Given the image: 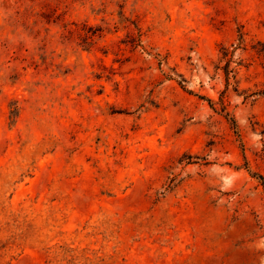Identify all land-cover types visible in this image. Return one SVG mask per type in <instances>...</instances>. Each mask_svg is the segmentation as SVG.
<instances>
[{"label":"rangeland","instance_id":"374dc122","mask_svg":"<svg viewBox=\"0 0 264 264\" xmlns=\"http://www.w3.org/2000/svg\"><path fill=\"white\" fill-rule=\"evenodd\" d=\"M0 264H264V0H0Z\"/></svg>","mask_w":264,"mask_h":264},{"label":"trees","instance_id":"16d2710c","mask_svg":"<svg viewBox=\"0 0 264 264\" xmlns=\"http://www.w3.org/2000/svg\"><path fill=\"white\" fill-rule=\"evenodd\" d=\"M94 34H96V33H93V36H94ZM242 38H243V35L241 36V40H242ZM223 51H224V56L227 57V56H228V50L225 49V48H223ZM227 72H228V71H227ZM228 74H229V73H228Z\"/></svg>","mask_w":264,"mask_h":264}]
</instances>
